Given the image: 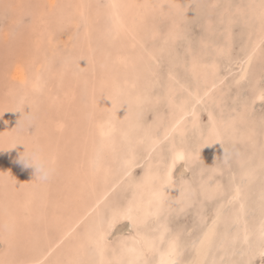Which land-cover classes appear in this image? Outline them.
Wrapping results in <instances>:
<instances>
[{
  "label": "rangeland",
  "instance_id": "rangeland-1",
  "mask_svg": "<svg viewBox=\"0 0 264 264\" xmlns=\"http://www.w3.org/2000/svg\"><path fill=\"white\" fill-rule=\"evenodd\" d=\"M107 1L0 0V264H155L171 239L177 264H264L261 0H119L117 36ZM170 166L159 213L133 227L120 213Z\"/></svg>",
  "mask_w": 264,
  "mask_h": 264
},
{
  "label": "bare ground",
  "instance_id": "bare-ground-1",
  "mask_svg": "<svg viewBox=\"0 0 264 264\" xmlns=\"http://www.w3.org/2000/svg\"><path fill=\"white\" fill-rule=\"evenodd\" d=\"M122 2V0H120ZM119 0H108L107 1V5H111V7L109 8L110 11H108V15H109V18H110V24H111V27H110V30L111 31V34L113 36H117V35H120L119 33L121 32H124V23H123V19H122V5L120 6V2ZM179 5V4H178ZM41 7V6H40ZM83 7V5H82ZM177 12V11H176ZM259 14V13H258ZM61 17V16H60ZM253 30V29H252ZM213 32V31H212ZM261 33V32H260ZM123 34V33H122ZM260 35V34H259ZM248 39V38H247ZM246 39V40H247ZM245 40V41H246ZM261 43V42H260ZM246 45V44H245ZM250 47V46H249ZM253 48V46H252ZM248 49V48H247ZM249 50V49H248ZM259 52V51H258ZM243 54V53H242ZM248 57V56H247ZM230 59V58H229ZM231 61V60H229ZM245 62V61H244ZM204 65V66H203ZM203 65L201 67L198 66V70L197 72H199V74H203V72H205L207 70V66H205V63H203ZM215 65V64H214ZM244 65V64H243ZM225 67V66H224ZM240 67V65H239ZM196 68V67H195ZM194 68V69H195ZM218 70V69H217ZM232 71V70H231ZM196 72V73H197ZM207 72V71H206ZM209 74V73H208ZM253 74V73H252ZM207 75V74H206ZM219 75V74H218ZM242 76V75H241ZM208 77V76H207ZM215 78V77H214ZM213 79V78H212ZM217 79V77H216ZM262 79V78H261ZM262 81V80H261ZM75 82V81H74ZM243 83V82H242ZM214 86L213 84L211 85V87ZM191 88V87H190ZM198 88V87H197ZM209 88L206 89V91L208 90ZM212 90V89H210ZM197 92V91H196ZM201 95V94H200ZM203 95V94H202ZM259 97H262V96H259ZM65 98V97H64ZM198 99V97H197ZM261 101V100H260ZM143 103V102H142ZM196 110V109H195ZM261 112V111H260ZM187 112H184L183 115L187 114ZM253 116V115H252ZM183 117V116H182ZM241 117V116H240ZM180 119V118H179ZM132 121V120H131ZM104 122V121H103ZM109 122V121H108ZM111 122L105 126H100V128L98 130H100V134H106L110 131L112 125H111ZM258 123V122H257ZM178 124V120L175 122V126ZM190 127V126H189ZM57 131V130H56ZM169 131V130H168ZM217 132V128L214 127V129L212 130L211 132V135H214V133ZM237 133V132H236ZM250 134V133H249ZM252 134V133H251ZM159 135V134H158ZM218 135V134H217ZM202 136V135H201ZM205 136V135H204ZM171 137V136H170ZM217 137V136H216ZM247 138V136H246ZM162 139V138H161ZM209 139V138H208ZM219 140V139H218ZM233 141V140H232ZM262 142V141H261ZM194 144V143H193ZM202 144V143H201ZM200 144V145H201ZM226 144V143H225ZM203 146V145H202ZM261 146V145H260ZM205 147V146H204ZM251 147V146H250ZM263 147V146H262ZM214 149V148H212ZM259 149V148H258ZM191 150V149H190ZM195 150V149H194ZM186 151V150H185ZM201 153V152H200ZM204 153V152H203ZM213 153V152H212ZM259 153V152H258ZM178 155H182L183 158L185 157V154L184 152L181 150V149H178L174 152V155H173V162H176V161H180V160H184V159H177L176 157ZM261 155V153H260ZM210 156V155H209ZM258 157V156H257ZM218 158V157H217ZM261 158V157H260ZM259 159V158H257ZM195 160V159H194ZM249 160V159H248ZM191 161V160H190ZM232 161V160H231ZM260 161V160H259ZM229 162V161H228ZM235 162V161H234ZM257 162V161H256ZM212 164V163H211ZM88 165V164H87ZM239 165V163H238ZM206 166V165H205ZM171 167H169V169L167 170V174L164 178H161L160 179V183L156 186H153L152 183H153V180L155 178H157V175L156 173H153V174H149L146 178V181L143 185V188H142V192H143V195L141 196V198L138 200L137 202V205L135 206V208L133 209V218H138V219H144L146 218L149 214H156L162 207L163 205V201L165 199V189L166 187H168L169 183L171 182V179H172V176H171ZM190 167H191V164H190ZM207 167V166H206ZM209 168V167H208ZM225 169V168H223ZM263 170V169H262ZM261 170V171H262ZM217 172V171H216ZM235 172V171H234ZM149 173V171L147 172ZM263 174V173H262ZM227 175V174H226ZM170 176V178H169ZM252 176V175H251ZM197 177V176H196ZM263 179V178H262ZM261 179V180H262ZM183 181V180H182ZM243 181V180H242ZM262 182V181H261ZM263 184V182H262ZM20 185V184H19ZM254 187V186H253ZM264 187V186H263ZM250 189V188H249ZM255 188H253L254 190ZM255 193V192H254ZM242 194V193H241ZM251 195V194H250ZM183 200V199H182ZM239 200V199H238ZM162 201V203H161ZM169 202V201H168ZM227 202V201H226ZM227 204V203H226ZM253 204V203H252ZM190 205V204H189ZM263 205V204H262ZM261 205V206H262ZM211 206V205H209ZM241 206V204H240ZM253 206V205H252ZM179 207V206H178ZM208 207V206H207ZM257 207V206H256ZM170 208V207H169ZM186 208V207H185ZM250 208V207H249ZM187 209V208H186ZM240 209V208H239ZM244 209V208H243ZM179 210V209H178ZM209 210V209H208ZM231 210V209H230ZM184 211V209H183ZM220 211V210H219ZM226 211V210H225ZM179 212V211H178ZM202 212V211H201ZM221 212V211H220ZM159 213V212H158ZM242 213V212H241ZM255 213V212H254ZM180 214V213H179ZM205 214V213H204ZM250 214V213H249ZM223 216V215H222ZM237 216V215H236ZM251 216V214H250ZM256 216V215H255ZM168 218V217H167ZM174 217H172L173 219ZM237 218V217H236ZM6 219V218H5ZM216 219V218H215ZM202 220V219H201ZM207 220V219H206ZM232 220V219H230ZM166 221V220H165ZM209 221V220H208ZM243 221V220H242ZM221 222V221H220ZM233 222V221H232ZM241 222V221H240ZM260 222V221H259ZM168 223V222H167ZM262 223V222H261ZM200 224V223H199ZM219 224V223H218ZM237 224V223H236ZM128 225V224H127ZM202 225V224H201ZM200 225V226H201ZM221 225V224H220ZM219 225V226H220ZM225 225V224H223ZM206 226V225H205ZM173 227V226H172ZM235 227V226H234ZM258 227V226H257ZM131 228V227H130ZM171 228V227H170ZM209 228V227H208ZM145 229V228H144ZM240 229V228H239ZM250 229V227H249ZM114 230V229H113ZM135 230V229H134ZM181 230V229H180ZM232 230V229H231ZM178 231V230H177ZM198 231V230H197ZM252 231V230H251ZM261 231V230H260ZM121 232V231H120ZM124 232V231H123ZM127 232V231H126ZM173 232V231H172ZM186 232V231H185ZM207 232V231H206ZM153 234V233H152ZM192 234V233H191ZM190 235V234H189ZM200 235V234H198ZM217 235V234H216ZM113 236H114V232H113ZM176 236V235H175ZM184 236V235H183ZM230 236V235H229ZM261 236V235H260ZM188 237V236H187ZM223 237V236H222ZM235 237V236H234ZM183 238V237H182ZM140 239V238H139ZM145 239V237H144ZM141 240V245H140V248L139 247H134V245H128L125 247L126 249V253L129 255V262L132 260H135L137 259V257L139 255H142V254H146L148 252H152V249H153V244L148 242L147 240ZM156 239V238H155ZM186 239V237L184 238ZM188 239V238H187ZM193 240V239H192ZM219 240V239H218ZM184 241V240H183ZM247 241V240H246ZM156 242V241H155ZM188 242V240H187ZM195 242V241H194ZM197 242V241H196ZM199 242V240H198ZM219 242V241H218ZM136 243V242H135ZM184 244V243H183ZM189 244V243H188ZM187 244V245H188ZM195 244V243H194ZM214 244V243H213ZM235 244V243H234ZM185 246V245H184ZM192 246V245H191ZM217 246V244H216ZM226 247V246H225ZM138 248V249H137ZM160 248V246H159ZM211 248V247H210ZM186 249V248H185ZM190 249V248H188ZM187 249V250H188ZM250 249V248H249ZM163 250V249H162ZM186 250V251H187ZM256 250V249H255ZM189 251V250H188ZM257 251H258V254L260 256L264 255V248L261 247V244L259 245L258 247V250H256V254H257ZM157 252V251H156ZM176 250H174L172 252L171 255H169V244L166 246V249L163 250V251H158L157 252V261L155 264H171V261H176ZM180 252V251H179ZM230 252V251H229ZM220 253V251H219ZM231 253V252H230ZM186 254V253H185ZM213 254V253H212ZM238 254V253H237ZM151 255V254H150ZM182 255V252L181 254ZM221 257V256H220ZM114 258V257H113ZM180 258V257H179ZM199 258L200 256L198 255L196 257V262L193 263V264H200V261H199ZM207 258V257H206ZM213 258V257H212ZM216 258V257H215ZM244 258V257H243ZM144 259V257H143ZM154 259V258H153ZM181 260V259H180ZM201 260V258H200ZM207 260V259H206ZM218 260V258H217ZM187 261V260H186ZM213 261V260H212ZM145 262V261H144ZM188 262V261H187ZM181 263V262H180ZM220 263V262H219ZM149 264V263H148ZM247 264V263H246Z\"/></svg>",
  "mask_w": 264,
  "mask_h": 264
},
{
  "label": "snow or ice",
  "instance_id": "snow-or-ice-1",
  "mask_svg": "<svg viewBox=\"0 0 264 264\" xmlns=\"http://www.w3.org/2000/svg\"><path fill=\"white\" fill-rule=\"evenodd\" d=\"M260 32H261V42L264 43V0H261V13H260ZM177 159H183L182 155H178L176 157ZM170 178V176H169ZM237 194H239V189L236 190ZM162 203V201H161ZM133 207L129 206L127 209L123 210L120 215L124 218L129 220L132 224L133 227H136V223L135 220L133 218ZM215 228H216V223L214 222L213 225L209 228L208 232L205 233L204 235V241H211L216 233H215ZM168 232L167 226H162V230H161V234L159 236V240L161 243H164L165 238H166V234ZM103 243H104V236L103 234L99 235L97 240H96V246L98 249H102L103 247ZM203 243V241H202ZM169 244V255L172 254V252L175 250L176 248V240L175 239H171L168 241ZM261 247L264 248V225H262L261 228V241H260ZM171 264H177L176 261H171Z\"/></svg>",
  "mask_w": 264,
  "mask_h": 264
},
{
  "label": "clouds",
  "instance_id": "clouds-1",
  "mask_svg": "<svg viewBox=\"0 0 264 264\" xmlns=\"http://www.w3.org/2000/svg\"><path fill=\"white\" fill-rule=\"evenodd\" d=\"M26 166L35 169V178L41 181L47 180L52 173L50 165L39 154H25L21 157Z\"/></svg>",
  "mask_w": 264,
  "mask_h": 264
}]
</instances>
